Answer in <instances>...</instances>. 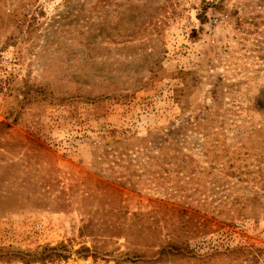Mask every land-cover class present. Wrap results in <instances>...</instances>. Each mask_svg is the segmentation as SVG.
<instances>
[{
	"label": "rangeland",
	"instance_id": "374dc122",
	"mask_svg": "<svg viewBox=\"0 0 264 264\" xmlns=\"http://www.w3.org/2000/svg\"><path fill=\"white\" fill-rule=\"evenodd\" d=\"M46 246L264 264V0H0V248Z\"/></svg>",
	"mask_w": 264,
	"mask_h": 264
},
{
	"label": "trees",
	"instance_id": "16d2710c",
	"mask_svg": "<svg viewBox=\"0 0 264 264\" xmlns=\"http://www.w3.org/2000/svg\"><path fill=\"white\" fill-rule=\"evenodd\" d=\"M63 246V245H61ZM56 248H51L49 246L44 247L42 250L40 251H34V252H29V253H22V252H15V251H9V250H5V249H1L0 248V261H10L12 259H20L22 261H24L26 264H32L35 262H43V261H47V260H52L53 258L57 257V253H55ZM91 249L87 248V247H82L80 250H77L76 253H78V255H82V253H88L90 252ZM167 252L169 253H176L175 250L169 248L167 250ZM21 256V258H20ZM4 259V260H2Z\"/></svg>",
	"mask_w": 264,
	"mask_h": 264
}]
</instances>
